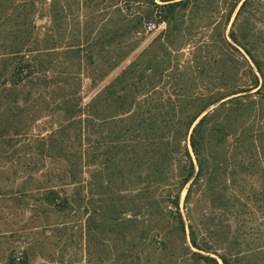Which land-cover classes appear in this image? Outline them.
I'll use <instances>...</instances> for the list:
<instances>
[{"label":"trees","instance_id":"trees-1","mask_svg":"<svg viewBox=\"0 0 264 264\" xmlns=\"http://www.w3.org/2000/svg\"><path fill=\"white\" fill-rule=\"evenodd\" d=\"M0 264H264V0H0Z\"/></svg>","mask_w":264,"mask_h":264},{"label":"rangeland","instance_id":"rangeland-1","mask_svg":"<svg viewBox=\"0 0 264 264\" xmlns=\"http://www.w3.org/2000/svg\"><path fill=\"white\" fill-rule=\"evenodd\" d=\"M43 21L46 22L47 19L44 18ZM97 27L99 28V26ZM163 28L164 26H161L158 30L148 31L144 30V28L141 27L139 32L121 39V42L122 40H125L126 42H128V44H133L134 48L132 51H130L129 55H127L128 57L125 60H123L120 64H118L107 72H105L106 70H108V68L105 67V47H100L99 45H97V48L94 51V64L88 65L86 63L81 62V67L78 74L80 85L77 89L79 91L80 96L82 97L81 104L84 105L88 103L97 92H99L102 88L105 87L106 84L113 80L132 59H134L144 48H146L150 44L153 38ZM97 34L98 33H96L95 35ZM39 124L40 126L38 130L40 132H44L46 128H49V125L51 124V119L48 117H44L40 120ZM66 188L69 192H71V186ZM183 195L184 192L182 193V197ZM181 205H183L182 199ZM26 215H28V213H26ZM116 238H120V234H117ZM168 240L169 246L176 249L180 248V239L178 238L176 232L170 235L168 237ZM109 241L117 242V244H120V240H116L113 238ZM34 261L35 263L40 262L41 259L37 256Z\"/></svg>","mask_w":264,"mask_h":264},{"label":"built area","instance_id":"built-area-1","mask_svg":"<svg viewBox=\"0 0 264 264\" xmlns=\"http://www.w3.org/2000/svg\"><path fill=\"white\" fill-rule=\"evenodd\" d=\"M164 23H156L155 20L148 21L146 23V28L148 31L158 30Z\"/></svg>","mask_w":264,"mask_h":264}]
</instances>
